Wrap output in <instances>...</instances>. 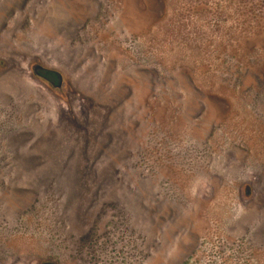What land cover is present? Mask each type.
I'll return each instance as SVG.
<instances>
[{
    "label": "rangeland",
    "instance_id": "1",
    "mask_svg": "<svg viewBox=\"0 0 264 264\" xmlns=\"http://www.w3.org/2000/svg\"><path fill=\"white\" fill-rule=\"evenodd\" d=\"M0 264H264V0H0Z\"/></svg>",
    "mask_w": 264,
    "mask_h": 264
}]
</instances>
